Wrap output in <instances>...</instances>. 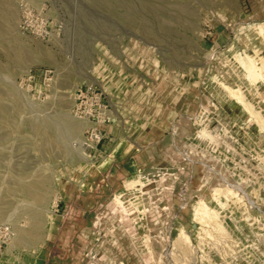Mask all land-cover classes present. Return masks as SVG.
<instances>
[{"label":"rangeland","instance_id":"obj_1","mask_svg":"<svg viewBox=\"0 0 264 264\" xmlns=\"http://www.w3.org/2000/svg\"><path fill=\"white\" fill-rule=\"evenodd\" d=\"M87 87L172 130L78 199ZM0 264H264V0H0Z\"/></svg>","mask_w":264,"mask_h":264},{"label":"crops","instance_id":"obj_2","mask_svg":"<svg viewBox=\"0 0 264 264\" xmlns=\"http://www.w3.org/2000/svg\"><path fill=\"white\" fill-rule=\"evenodd\" d=\"M176 107V105L173 106L172 104L166 105L164 114L172 113L174 109H177ZM183 109L181 107L180 112ZM156 121L157 119L153 120V124L148 126L149 131L147 132L146 130L144 132L145 134L139 139L133 136L137 128H127L122 125L114 126L113 128L111 126L104 128L102 132L105 139L100 145V149L98 148L97 153H100L101 159H109L107 161L108 164L103 166V173H101V170H98L86 176V179H89L90 183L88 181L85 182L88 185H86L87 190L85 188L84 191H81L79 193L80 196H77V198L80 199L82 195L90 199L92 198L94 192L91 180L96 174H102V177H110L114 171H124L127 173L128 171H138L152 166L156 159V152L166 147L165 142L169 138L168 132L172 130V124L168 125L169 122L167 124V119L164 123L161 122V124L156 123ZM136 132L137 134L139 132L140 135L143 131L141 132L138 128ZM145 139L148 142H145Z\"/></svg>","mask_w":264,"mask_h":264},{"label":"built area","instance_id":"obj_3","mask_svg":"<svg viewBox=\"0 0 264 264\" xmlns=\"http://www.w3.org/2000/svg\"><path fill=\"white\" fill-rule=\"evenodd\" d=\"M105 100V94L93 87H87L78 92L77 104L73 112L78 119L87 121L89 124L85 141H83L86 153L97 152L104 139L101 127L111 121L109 106Z\"/></svg>","mask_w":264,"mask_h":264},{"label":"bare ground","instance_id":"obj_4","mask_svg":"<svg viewBox=\"0 0 264 264\" xmlns=\"http://www.w3.org/2000/svg\"><path fill=\"white\" fill-rule=\"evenodd\" d=\"M243 66H244V65H243ZM247 68H248V67H247ZM251 69H252V70L250 71V73H251V74H254V73H255V67H251Z\"/></svg>","mask_w":264,"mask_h":264}]
</instances>
